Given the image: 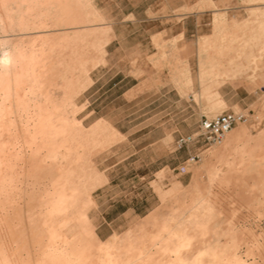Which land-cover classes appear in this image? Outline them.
I'll return each mask as SVG.
<instances>
[{"label": "rangeland", "instance_id": "1", "mask_svg": "<svg viewBox=\"0 0 264 264\" xmlns=\"http://www.w3.org/2000/svg\"><path fill=\"white\" fill-rule=\"evenodd\" d=\"M64 2L69 15L60 20L69 23L64 28L70 30L57 25L23 32L13 22L7 29L0 28V58L19 36L24 52L32 56L48 35H70L71 42L63 49L49 52L47 47L45 53L36 54L40 72L37 78L29 76L25 85L24 125L31 131L29 118L39 114L37 105L57 114L69 108L63 101L70 100L76 108L66 114L82 127L102 122L108 132L116 133L93 149L92 165L87 168L89 176L98 178L84 192L82 211L97 238L113 245L119 263L133 261L137 257H131L132 253L144 249V259L160 264L164 259L158 252L161 243L152 237L160 228L164 235L163 229L175 218L188 221L187 238L229 244V250L220 248L217 254L226 263L264 264V195L248 193L252 186L262 189V183L254 187L250 179L252 183L236 187L230 182L213 184L210 161L225 168L230 179L235 178V164L222 166L211 160L215 145L207 147L202 139L182 149L176 145L181 135L197 132L205 116L223 111L246 112L245 125L252 137L264 129V82H251L245 76L227 80L220 88L227 102L222 108L211 109L205 98L196 95L202 91L200 58L205 65L211 58L202 52V44L216 42L220 53L214 57L224 62V55L238 51L253 33L255 11L264 13V0ZM255 67V76H263L264 60L249 70ZM185 68L191 85L184 83ZM223 70L222 65L218 72ZM197 154L200 158L187 162ZM235 155L227 157L233 161ZM183 165L185 171H181ZM2 174L10 177L12 172ZM257 175L258 181L263 180V173ZM205 195L211 197L212 215L190 218L192 206ZM5 230L0 222V233ZM196 252L191 250L187 257Z\"/></svg>", "mask_w": 264, "mask_h": 264}, {"label": "bare ground", "instance_id": "2", "mask_svg": "<svg viewBox=\"0 0 264 264\" xmlns=\"http://www.w3.org/2000/svg\"><path fill=\"white\" fill-rule=\"evenodd\" d=\"M67 11L64 0H0V28L7 29L14 22L23 32L37 28L47 30V27L57 25L70 30V27L64 28L65 24H70L60 20L69 15ZM255 13L253 33L238 51L227 52L224 62L214 57L220 53L216 42L205 41L201 46L202 52L211 58L209 65L200 58L198 79L202 91L196 95L205 98L211 109L222 108L227 103L220 92L227 80L245 76L251 82H264V75L255 76L257 67L252 72L249 70L253 63L264 60V13L257 10ZM21 39V36L13 39L0 58V222L6 225L5 232L0 233V264H154L152 259H144L141 255L144 249L132 253L131 257H137L133 261L119 263L113 245L97 238L82 211L84 192L98 178L87 173V168L92 165L91 152L100 144L111 141L109 136L116 133L108 132L102 122L89 129L82 127L74 117L66 114L76 108L70 100L63 101L69 108L60 110L59 114H51L42 105H37L39 114L30 116L31 131H26L23 108L27 105L22 96L28 77L37 78L40 72V61L36 56L45 53L47 47L49 52L63 49L71 42L70 35H48L37 44V49H33L32 56L24 52L19 43ZM32 45L36 46L34 41ZM257 45H260L259 50L254 49ZM222 65L224 70L218 72ZM184 76V83L191 85L188 68H185ZM240 124L226 133L210 156L222 166L235 164V178L230 179L225 168H218L210 161L212 183L227 185L230 182L233 187L252 182L258 187L262 183V189L252 186L248 193L250 196L264 195V178L257 180L258 173L264 174V129L252 137L245 122ZM232 152L236 155L230 161L227 156ZM5 170H11L12 175L4 177L2 172ZM221 189L219 193H222ZM217 195L215 202L220 198ZM210 201V196H203L192 206L188 216L204 219L212 215ZM203 205L207 206L200 213L199 208ZM187 224V220L174 218L171 225L163 229L164 235L160 228L152 237L155 243H161L158 252L163 253L164 259L160 264H228L217 254L220 248L229 250V244L206 243L202 237L187 238L184 234ZM193 249L197 252L188 258Z\"/></svg>", "mask_w": 264, "mask_h": 264}, {"label": "built area", "instance_id": "3", "mask_svg": "<svg viewBox=\"0 0 264 264\" xmlns=\"http://www.w3.org/2000/svg\"><path fill=\"white\" fill-rule=\"evenodd\" d=\"M248 120V114L243 111H223L213 117L205 116L200 124V129L194 133H188L181 135L176 140L177 148L190 146L191 144L198 142L202 139L207 147L219 144L222 142L226 133H228L233 127L240 122H246ZM200 158V155H192L187 162L195 161ZM186 170V165L182 166L181 171Z\"/></svg>", "mask_w": 264, "mask_h": 264}, {"label": "crops", "instance_id": "4", "mask_svg": "<svg viewBox=\"0 0 264 264\" xmlns=\"http://www.w3.org/2000/svg\"><path fill=\"white\" fill-rule=\"evenodd\" d=\"M112 43V42H111ZM111 43H109V44H111Z\"/></svg>", "mask_w": 264, "mask_h": 264}]
</instances>
